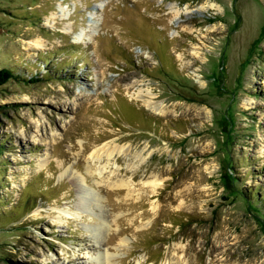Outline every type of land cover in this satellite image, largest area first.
I'll use <instances>...</instances> for the list:
<instances>
[{
	"label": "rangeland",
	"instance_id": "obj_1",
	"mask_svg": "<svg viewBox=\"0 0 264 264\" xmlns=\"http://www.w3.org/2000/svg\"><path fill=\"white\" fill-rule=\"evenodd\" d=\"M2 67L0 264H264V0H0Z\"/></svg>",
	"mask_w": 264,
	"mask_h": 264
},
{
	"label": "bare ground",
	"instance_id": "obj_2",
	"mask_svg": "<svg viewBox=\"0 0 264 264\" xmlns=\"http://www.w3.org/2000/svg\"><path fill=\"white\" fill-rule=\"evenodd\" d=\"M211 5H214V4H211ZM178 13V12H177ZM92 35V34H91ZM36 45H39V43H33ZM147 93H150L149 91H147ZM138 95H141V96H145V93H143V90L142 89H138ZM147 97V98H146ZM146 99H145V103L147 104V106L153 110L154 112L156 113H165V106L160 103V102H157L156 100H154L152 98V96L150 94H146ZM126 149L125 147L121 146V145H118L116 143H111L109 144L108 146H101V147H98L96 149H94L92 152H91V159L94 160V161H99L100 159L102 158H106L107 162L112 158L114 157L115 155H118L119 153L121 152H124ZM127 153V152H125ZM138 156V155H137ZM142 156V155H141ZM144 158V157H143ZM141 159V158H140ZM142 160V159H141ZM73 175V174H72ZM74 177L72 176L71 179H73ZM156 179V177H155ZM149 184H152V186L155 188L158 184L157 180H153V181H149L148 182ZM115 185H126V181H123V180H120L119 182H115ZM85 206V205H84ZM39 210V209H38ZM37 212V211H35ZM62 215H60V217L58 218L59 220H62L63 219V213H61ZM68 215V214H67ZM66 215V216H67ZM100 217V216H99ZM101 218V217H100ZM95 230V234H94V239L96 241H98V236L100 234V231L102 230V227L101 226H96L94 228ZM101 236V235H100ZM100 240V239H99ZM96 260L98 261V264L99 262L102 263V264H109V260H110V256L109 255H101V257H99V255L97 256ZM111 261V260H110ZM111 263V262H110Z\"/></svg>",
	"mask_w": 264,
	"mask_h": 264
},
{
	"label": "trees",
	"instance_id": "obj_3",
	"mask_svg": "<svg viewBox=\"0 0 264 264\" xmlns=\"http://www.w3.org/2000/svg\"><path fill=\"white\" fill-rule=\"evenodd\" d=\"M13 74H14L13 68H9V67L0 68V84L7 82L8 79L13 76ZM32 81H34V80H32ZM261 199H262V197L260 198V200Z\"/></svg>",
	"mask_w": 264,
	"mask_h": 264
}]
</instances>
